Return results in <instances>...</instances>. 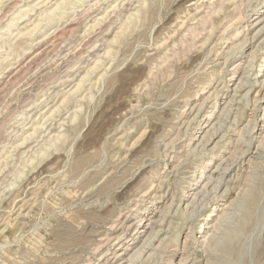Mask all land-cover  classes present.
Instances as JSON below:
<instances>
[{"label":"rangeland","instance_id":"374dc122","mask_svg":"<svg viewBox=\"0 0 264 264\" xmlns=\"http://www.w3.org/2000/svg\"><path fill=\"white\" fill-rule=\"evenodd\" d=\"M56 1L0 0V60L10 51L9 44L16 48L9 67L0 65V262L128 264L132 251L122 254L124 258L112 252L117 246L129 245L134 251L143 244L146 236L137 245L132 237L137 217L145 215L142 222L159 231V239L132 264H180L185 257L189 264H264V30L259 39L252 38L263 25L258 16L264 15V0H226L223 8L216 5L220 0H117L119 9L102 22L101 14L110 12L115 0H81L63 17L43 21L32 37L18 35ZM29 5L34 10L14 20L10 35L6 24ZM148 5L153 6L149 15ZM140 7L142 16H148L145 24L144 17L138 19L112 42L121 21ZM210 17L215 27L207 23L186 51L184 36L185 45L191 41L187 29ZM245 37L251 39L242 54L226 60L227 52ZM257 45L261 48L251 69L247 63ZM98 58L97 70L75 91ZM248 69L250 75L256 73L248 97L242 101L237 93L239 99L230 101ZM230 103L233 112L237 106L245 108L238 124L229 128L227 148L216 146L209 152L225 124L233 122L221 111ZM58 105L60 111L51 116ZM44 115L49 118L45 127L22 144L25 132ZM220 116L225 122L218 137L202 144ZM250 123L255 124L252 140L243 144ZM242 149L247 150L224 180L229 192L222 191L223 181L216 198H211V184L194 199L217 164L232 153L239 156L236 152ZM211 157L201 186L188 187L180 200L189 175L198 174L194 163L204 166V158ZM172 194L175 212L160 215ZM179 227V249L161 246L160 240ZM191 229L196 243L190 251L184 247ZM120 233L122 238L116 239Z\"/></svg>","mask_w":264,"mask_h":264},{"label":"bare ground","instance_id":"6f19581e","mask_svg":"<svg viewBox=\"0 0 264 264\" xmlns=\"http://www.w3.org/2000/svg\"><path fill=\"white\" fill-rule=\"evenodd\" d=\"M81 0H57L56 2H55V4L54 5H52V6H50L49 8L47 7L46 9L44 8V10L39 14V18H38V20L36 21V22H34L32 25H33V27H28V28H26L24 31H22V30H20L19 29V32H18V35L19 34H24V36H25V34H26V36H31L32 37V35H33V33L36 31V30H39L40 28H42V27H40L41 25H42V22L43 21H48V22H51V21H53V19L55 20L56 18H61V17H63V14L64 13H66L68 10L67 9H69L70 8V5H75L76 4V2L78 3V2H80ZM101 0H99L98 2H97V4L100 2ZM120 1V0H119ZM122 1H124V0H122ZM130 1V0H129ZM206 1V0H205ZM208 1V0H207ZM217 2H218V0H216ZM226 0H220L219 1V3H216V2H213V1H211V2H209V4H214L213 6H212V11L214 12V13H218V11L219 10H215V7H217V6H215V3H216V5H218L219 7H221V8H223V3L225 2ZM144 3H145V1H143ZM112 3V2H111ZM48 5V4H47ZM111 6H112V10L110 11V12H106V13H103V14H101L102 15V19L101 18H99V20L101 19V22L102 21H104V19L106 20V18H108L107 16H109V14L111 13V12H116V10L117 9H119V7L121 6L120 5V3L117 1V0H115L112 4H111ZM123 7V6H122ZM144 8H147V7H144ZM150 8H153V6L152 7H149V5H148V8L147 9H145V13H147L149 10H150ZM262 8V7H261ZM60 9V12L58 13V10ZM32 10H34V6H28L27 7V9H25V12H20L18 15H19V17H16V18H13V19H11L7 24H6V28H7V31L10 33V35H12V32H11V30H12V27L13 26H15L17 23H15L14 22V20L16 19V20H19V19H21L22 17H24V16H26V15H29V12H31ZM141 10H142V8L140 7V8H138L136 11H134L133 13L131 12V13H129L128 14V16H126V19L125 20H122L121 21V25H120V27H119V31H117V33L115 34V36H114V38L112 39V42H117L118 40V38L121 36V37H123V34H124V36H125V32H126V30H127V32H128V28H131L130 26H131V24L132 23H137L138 21V19H140V18H142V17H144V16H142V15H144V14H141ZM152 11H153V9H151ZM22 11V10H21ZM107 11V10H106ZM15 13V12H14ZM149 13H150V11H149ZM38 14V13H37ZM148 14V13H147ZM147 14L145 15V17L144 18H142V20H143V23H144V21H146V19L148 18V16H147ZM262 14V13H261ZM100 15V16H101ZM149 15V14H148ZM118 16V15H117ZM147 16V17H146ZM56 17V18H55ZM119 17V16H118ZM117 17V18H118ZM259 17V20L258 21H260V24H262L263 23V25L262 26H260L259 28H258V30H256V34H254L253 35V37L252 38H258V36L260 35V33L261 32H263V30H264V15L261 17V15L260 16H258ZM111 18V17H110ZM124 19V18H123ZM97 20V19H96ZM213 19L210 17L208 20H201L195 27H194V29L192 28V29H187L188 31H190L189 32V34L191 35V37H190V42H188V44H186L185 45V42H187V39H186V36H184L185 37V39L182 41V44H183V46H184V48L186 49V51L187 50H190V49H192V47H194L195 46V41H196V38L197 37H199L200 35H201V33H202V31L203 30H206V24L207 23H211V21H212ZM135 23V24H136ZM142 23V24H143ZM135 24H132V26H136ZM145 24V23H144ZM254 24H256V23H254ZM260 24H258V25H260ZM141 25V24H140ZM230 25H231V23H230ZM230 25L229 26H224L225 28V30H224V32L226 31V30H228L229 28H230ZM30 26V25H29ZM189 26V25H188ZM209 26V25H208ZM211 26L213 27L214 25H213V23H211ZM215 27V26H214ZM213 27V28H214ZM133 28V27H132ZM133 29H135V28H133ZM69 30V29H68ZM40 31V30H39ZM212 31V30H211ZM68 32V31H67ZM62 34H64V33H62ZM262 35V34H261ZM23 36V35H22ZM235 37V36H234ZM188 38V37H187ZM222 38H223V35H222ZM22 39V38H21ZM24 39V38H23ZM27 39V38H26ZM30 39V38H29ZM221 39V38H220ZM249 39H251V38H249V37H245L244 39H243V41H241L239 44H237L235 47H232L231 49H230V51L229 52H227V54H226V56H227V58H226V60H228V56L229 55H233V53H240L241 52V54H242V51H243V49H244V45L249 41ZM259 39V38H258ZM30 41V40H29ZM33 41V40H32ZM7 42V41H6ZM22 42V41H21ZM16 43V42H15ZM7 44H9V43H7ZM14 44V43H13ZM30 44V43H29ZM112 44V43H111ZM111 44H110V46H111ZM5 45V44H4ZM19 45V44H18ZM34 45V44H33ZM1 47V46H0ZM10 49V51L7 53V54H4V55H2V56H4L3 57V59L2 60H0V65L3 67V69L5 70L7 67H9V65H10V61H9V57L12 55V54H14V51H16V48L14 47V46H12L11 44H9V46H8ZM112 47V46H111ZM111 47L106 51V54H110L111 52H112V50H111ZM20 48V47H19ZM18 48V49H19ZM23 48V47H22ZM22 48H20L21 50H22ZM183 48V47H182ZM260 46L259 45H257V47L254 49V51H253V54H252V57H251V59H250V61H248V63H247V67L248 68H253V67H255V63H254V59L256 58V56H257V53H258V51L260 50ZM24 49V48H23ZM30 49V48H29ZM28 49V50H29ZM179 51H181V50H179ZM212 51V50H211ZM105 53V52H104ZM181 53V52H180ZM182 53H184V52H182ZM181 53V54H182ZM173 54V53H172ZM179 54V53H178ZM261 54V53H260ZM113 56V55H112ZM114 58V57H113ZM261 58H262V62L264 63V55H262L261 56ZM100 58H98V60H95L96 61V63H95V65L93 66V67H91V69H89L88 71H86L87 73H86V75L83 77V78H81V80L78 82V84H77V87H76V89H75V91H77V89H79V87H81L82 86V84H83V82L85 81V79L91 74V73H93L94 71L93 70H97V68L99 67V62H100ZM112 60V59H111ZM171 60V59H170ZM6 62L5 64L3 63V62ZM240 62V61H239ZM238 62V63H239ZM170 63V62H169ZM244 63V62H243ZM240 64V63H239ZM77 65V64H76ZM234 66V65H233ZM239 68H240V65H237V66H235V68H232V69H234V72H233V76H234V74L239 70ZM260 68V67H259ZM261 70V68L259 69V71ZM107 71H105L104 73H102L101 74V76H100V80H103V78L105 77V74H107L106 73ZM247 72H248V76H242V77H240L239 78V80L236 82V87H234L235 89H234V96H231V99H230V101H232V100H234V99H239L238 97H236V94L238 93V94H240L239 96H240V99L242 100V101H244V99H246L247 97H248V94H249V90H251L252 89V87H253V83H252V81H251V77H252V75L253 74H256V73H253L252 75H250L251 73V71H250V69H248L247 70ZM243 73V72H242ZM245 73V72H244ZM2 74V71L0 72V75ZM236 75V74H235ZM246 75V74H245ZM264 75V74H263ZM263 82L261 83L262 84V86H264V80H262ZM255 82H259V80L257 79V80H255ZM228 83V82H227ZM260 84V85H261ZM246 85H248L246 88H248V90L246 91V92H244V94H242V89L243 88H245V86ZM251 88V89H250ZM203 88H201V90H202ZM74 91V92H75ZM215 92H216V89H215ZM219 92L220 91H217L216 93H213V95H214V97L215 98H218V95L220 96V94H219ZM68 93V92H67ZM74 95V94H73ZM212 95V96H213ZM238 96V95H237ZM211 97V94L209 95V96H206L205 98H204V100H203V102L202 103H200V108H199V110L201 109V107L203 106V104L204 103H206V101L209 99ZM214 98V100L216 101V99ZM211 99V98H210ZM213 100V99H212ZM240 100V101H241ZM68 101V97L66 96V97H64V99L62 100V102H61V104H63V106H64V103L65 102H67ZM239 101V102H240ZM233 104V103H232ZM232 104L230 103V104H227L225 107H224V109L223 110H221L222 111V116H226V118L228 119V118H230V121H233L232 123L230 122V124H225L227 127L224 129V133H223V135L220 137V139L216 142V145L212 148V149H210V151L209 152H212V153H214L215 151L213 150V149H215V147L216 146H221V147H224V148H227V146H226V144H225V142L227 141L228 142V138L226 137L227 136V133H228V131H229V128L231 127V126H234L238 121H239V118H240V116H241V111H242V109H244L245 108V106L243 105L242 107H240V106H237V107H239V110H235L234 112H233V110H232ZM205 105V104H204ZM248 105V104H247ZM199 106V105H198ZM206 106V105H205ZM204 106V107H205ZM61 107V105H58L57 107L55 106V108H53V109H51V116L53 115V114H56L55 112H58V111H60V110H58V109H61L60 108ZM215 107H217V106H215ZM236 107V106H235ZM234 107V108H235ZM208 108V107H207ZM236 109V108H235ZM58 110V111H57ZM193 110V109H192ZM205 110V109H204ZM49 112V111H48ZM200 112V111H199ZM233 112V113H232ZM231 113H232V115H231ZM48 116H49V114H48ZM50 117V116H49ZM53 117H54V115H53ZM76 117V116H75ZM217 117V116H216ZM46 118V115H44V116H42V118H41V120L40 121H38L37 123H35V125L33 124V126H32V130L31 131H26L25 132V136L23 137V142H22V144L24 143V142H26V141H29L28 139H30V138H32L36 133H38L39 131H41L42 130V128L43 127H45V123H46V121L49 119L48 117V119L46 120L45 119ZM233 118V119H232ZM43 119H44V121H43ZM206 119H207V117H206ZM43 121V122H42ZM223 122H225V119H223V118H221V116L218 118V122L215 124L214 123V125L211 127V129L207 132V133H205V135L202 137V144H204V143H208V142H210L215 136L216 137H218L217 136V134H218V132L220 131L221 132V128H222V123ZM78 124V123H77ZM238 124V123H237ZM249 124V123H248ZM76 127V126H75ZM75 127H74V129H75ZM185 128V127H184ZM234 128V127H233ZM232 128V129H233ZM254 128H255V124H253V123H250V126H249V131H247L248 132V135H247V137H242V142H243V144L244 143H251V140H252V135H250V133L252 132V131H254ZM190 130V129H189ZM188 131V130H187ZM235 131V130H234ZM244 133H245V131H244ZM243 134V133H242ZM186 135H187V133H186ZM229 136H230V134H229ZM215 137V138H216ZM214 138V139H215ZM227 138V139H226ZM58 139V138H57ZM231 143V142H230ZM209 144V143H208ZM208 144H207V146H208ZM121 145H124V143H123V141H122V143H121ZM201 145V144H200ZM51 146V145H50ZM52 146H54L53 144H52ZM206 146V147H207ZM241 146V145H240ZM57 148V147H56ZM203 149H204V147H203ZM248 149V148H247ZM246 149V150H247ZM205 150V149H204ZM246 150H244V149H242V151L241 152H236L237 154H239V156L238 155H235V154H233L232 153V155H229V156H227V158H226V160H225V162H220L219 164H217V166L215 167V169L212 171V173H210V175L207 177V178H205L204 180H203V182L205 181V183L201 186V183H200V181H202V178L201 177H205V175L207 174V172H205V168H207V166H210L211 164H212V157L211 158H204V159H206V162L204 161V163H203V165L204 166H200V162L201 161H198L197 160V162H195L194 164V167H195V169H194V172L195 171H197L196 170V168H199V170L197 171L198 172V174L196 175L195 173H192V175H189V180L187 181L188 183V185L186 184L185 185V187L184 188H182V193L180 194V200H182V197H183V195H184V193L186 192V193H188L189 192V190H187V188L188 187H191L192 185L193 186H197L196 188H198L199 186H201L200 187V189H199V191L198 192H195V194H194V199L196 198V197H198V196H203L207 191H208V189H209V186L212 184L213 185V190H214V194H213V196L211 197L212 199H214V198H216L217 196H219V193L221 192V190L219 191V188H220V186H221V184H222V182L226 179V177H228V176H230L231 177V172L232 171H234V169H235V167H237V166H235V163H236V161L240 158V155L242 156L244 153H245V151ZM203 151V150H202ZM201 151V152H202ZM207 151V150H206ZM240 151V150H239ZM205 152V151H204ZM204 152H202V153H204ZM202 153H198V154H202ZM197 154V155H198ZM205 154V153H204ZM204 154H202V155H204ZM215 154H218L217 152L215 153ZM196 155V154H195ZM206 155V154H205ZM222 161V160H221ZM51 166V165H50ZM180 166V165H179ZM177 168V167H176ZM151 169V168H150ZM175 169V168H174ZM178 169V168H177ZM173 170V169H172ZM177 171V170H176ZM172 172H174V171H172ZM152 173V172H151ZM74 174V173H73ZM168 174V173H167ZM169 175V174H168ZM195 176V177H194ZM147 177V176H146ZM198 177H200V178H198ZM226 181H227V179H226ZM224 183H225V189L224 190H222V191H224V193L225 192H229V190H230V184H229V182H225L224 181ZM211 187V186H210ZM145 189V188H144ZM211 189V188H210ZM212 190V189H211ZM68 191V190H67ZM161 192V191H160ZM135 194V193H134ZM145 194V193H144ZM160 194H162V193H160ZM176 194V193H175ZM208 194V193H207ZM163 195V194H162ZM164 195H165V192H164ZM173 195V194H172ZM171 195V196H172ZM135 196V195H134ZM175 195H173L172 196V201H171V203L170 204H167V203H165L164 204V207H162L161 209H162V211H161V213H160V215L163 213V214H167L168 212H172V211H174V210H172V209H174L175 207H177V206H174V205H176L174 202H175V197H174ZM132 197V196H131ZM160 197H161V195H160ZM163 198V197H162ZM178 198V197H177ZM200 198V197H199ZM211 198H209L208 200H207V202L206 203H208V202H210L211 201ZM166 201H167V199H166ZM178 201V200H177ZM213 201V200H212ZM191 202V203H190ZM190 202H188V205L189 204H191L192 205V203H193V201L191 200ZM177 203V202H176ZM180 203V202H179ZM206 203H205V205H206ZM174 204V205H173ZM196 204V203H195ZM179 205V204H178ZM187 205V206H188ZM204 205V206H205ZM186 206V207H187ZM190 207H192V206H190ZM137 208V207H136ZM177 210V209H176ZM182 211V210H181ZM175 212V211H174ZM179 212H180V210H179ZM183 212V211H182ZM181 212V213H182ZM173 213V212H172ZM133 214V213H132ZM126 215V214H125ZM225 215H226V213L224 214V216L223 217H225ZM137 216V215H136ZM134 217H135V215H134ZM158 217V216H157ZM137 218H139V222L137 221V223L134 225V229H135V231H136V233L134 234V236L132 237V240L133 239H135V241L133 242V244H135V245H137L141 240L143 241V239H142V237L144 238L145 236V238H144V241H143V244L140 246V247H138L137 249H135L134 251H133V249H134V247H130L129 245H127L126 247L125 246H122V247H119V246H117V250H115V248H114V250H113V252H112V255L114 254V257H119V256H121V258H124V257H122V254H124V253H130L131 251H132V253H131V255H130V257L128 258V261H129V263L128 264H132V263H134V262H136L137 261V259L138 258H141L142 257V255H143V253H144V251L148 248V247H151V249L153 250L154 249V247L153 246H155V244H154V240L156 239V238H158L159 239V235H160V233H159V231H155V228H153L152 226H147L146 225V221L145 222H142L143 220H145V218H146V216L145 215H139ZM169 218V217H168ZM123 220V219H122ZM138 220V219H137ZM156 221H157V219H155ZM159 220H160V222L161 221H163V219L162 218H159ZM159 220H158V223H159ZM121 222V221H120ZM123 223V222H122ZM121 223V224H122ZM152 223H153V221H152ZM151 223V224H152ZM162 223V222H161ZM165 222H163L162 224H164ZM127 223H125V225H126ZM130 224V223H129ZM128 224V225H129ZM133 224V223H132ZM115 225V224H114ZM127 225V226H128ZM182 225V224H181ZM129 226H131V225H129ZM164 226H165V224H164ZM126 227V226H125ZM132 227V226H131ZM173 227L174 226H172L171 228L173 229ZM113 228V227H112ZM128 230V229H127ZM131 230V229H130ZM163 230V229H162ZM192 230V229H191ZM181 231H182V228L181 227H179V228H176L175 229V231L171 234V235H169L168 236V238H166V239H161L160 240V245L161 246H163V247H166L168 244L170 245V246H172V247H174V250L176 251V250H178L179 249V246H180V244H179V237H180V233H181ZM126 233V232H125ZM133 233V232H132ZM124 234V233H123ZM122 233H120L117 237H115L116 239H120V238H122V235H123ZM132 235V234H131ZM162 236V235H161ZM186 240H188L186 243H185V246L186 247H184L185 249H189L190 251L192 250V249H194V247H195V234H194V230H192L190 233H188L187 235H186ZM40 240V239H39ZM41 241V240H40ZM121 242H123V240H120L116 245H119V244H122ZM214 242V241H213ZM159 245V244H158ZM189 246V247H188ZM168 247V246H167ZM166 247V248H167ZM183 248V247H182ZM150 249V248H149ZM156 250V249H155ZM175 251H173V252H175ZM184 251V250H183ZM187 251V250H186ZM103 253V252H102ZM153 253V252H152ZM104 254V253H103ZM146 254V253H145ZM155 254V253H154ZM153 254V255H154ZM159 254V253H158ZM164 255V254H163ZM124 256V255H123ZM172 256V255H171ZM185 256V255H184ZM174 257V256H173ZM120 258V259H121ZM170 258V262L171 261H173V259L171 258V257H169ZM105 259V258H104ZM104 259H103V261H104ZM119 259V260H120ZM107 260V259H106ZM122 260V259H121ZM187 260H188V257H185L182 261L183 262H181L180 264H186L187 263ZM193 260V259H192ZM2 261V260H1ZM115 261H116V259H115ZM118 261V260H117ZM168 261V262H169ZM114 263V262H113ZM0 264H6V263H2V262H0ZM104 264H107V263H104ZM115 264V263H114ZM117 264V263H116ZM172 264V263H171ZM187 264H189V263H187ZM195 264V263H194Z\"/></svg>","mask_w":264,"mask_h":264}]
</instances>
